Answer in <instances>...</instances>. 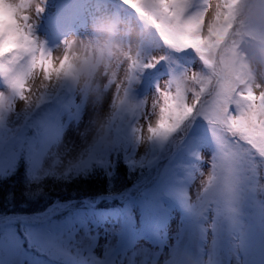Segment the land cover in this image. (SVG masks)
<instances>
[{
    "label": "rangeland",
    "instance_id": "rangeland-1",
    "mask_svg": "<svg viewBox=\"0 0 264 264\" xmlns=\"http://www.w3.org/2000/svg\"><path fill=\"white\" fill-rule=\"evenodd\" d=\"M36 3L43 11L33 12L31 24L40 51L58 59L68 46L80 51L107 41L120 53L117 75L61 77L55 89L42 80V95L13 124L12 107L29 99L34 77L43 73L37 68L28 78L25 99L0 75V178L18 164L38 186L95 170L114 176L120 159L141 173L135 194L110 197L132 201L114 222L75 223L73 215L59 214L72 203L37 214L0 213V264H264V156L233 145L231 172L209 186L224 152L202 116L166 139L147 132L162 91L177 81L195 87L193 75L207 76L200 56L162 44L123 0ZM207 3L190 0L186 15ZM30 61L23 58L19 67L26 71ZM143 191L147 201L140 205Z\"/></svg>",
    "mask_w": 264,
    "mask_h": 264
},
{
    "label": "snow or ice",
    "instance_id": "snow-or-ice-1",
    "mask_svg": "<svg viewBox=\"0 0 264 264\" xmlns=\"http://www.w3.org/2000/svg\"><path fill=\"white\" fill-rule=\"evenodd\" d=\"M144 17L165 46L195 51L203 61L207 76H192L190 86L177 81L161 92L155 126L147 132L166 139L195 115L202 116L221 144L224 155L206 182L213 185L232 169L236 153L233 145L246 146L264 156V65L250 40L264 41V6L260 0H208L203 11L186 15L190 0H123ZM43 9L36 0H0V75L25 99L27 80L39 68L45 82L53 78L79 77L80 72L95 74L101 63L105 75L114 71L120 53L109 42L80 51L68 46L62 57L45 55L32 35L33 12ZM209 13L211 15L209 16ZM207 17V19H206ZM31 56L27 70L19 62ZM153 65H146L152 67ZM136 65H130L135 70ZM2 100V96H0Z\"/></svg>",
    "mask_w": 264,
    "mask_h": 264
},
{
    "label": "trees",
    "instance_id": "trees-1",
    "mask_svg": "<svg viewBox=\"0 0 264 264\" xmlns=\"http://www.w3.org/2000/svg\"><path fill=\"white\" fill-rule=\"evenodd\" d=\"M22 165L24 164H18L13 172L0 178V213L11 214L19 208H24L25 211L32 208L33 213L37 214L72 203L64 214L59 213L58 208L57 212L60 215H73L70 219L75 223H107L123 218L132 201L120 202L110 197L135 194V184L141 173V167L135 170V167L120 159L114 176L95 170L86 177L48 181L38 186L25 176V167ZM169 194L172 198H179L175 193ZM136 199L142 205V201H147L146 191ZM104 215L107 219H104Z\"/></svg>",
    "mask_w": 264,
    "mask_h": 264
},
{
    "label": "bare ground",
    "instance_id": "bare-ground-1",
    "mask_svg": "<svg viewBox=\"0 0 264 264\" xmlns=\"http://www.w3.org/2000/svg\"><path fill=\"white\" fill-rule=\"evenodd\" d=\"M54 59V58H53ZM56 59V58H55ZM35 79V86L36 87H41L43 85L42 83V80H43V74H40V75H36L34 77ZM58 81L59 79H55L53 78L51 81H50V84H49V89H55L57 84H58ZM35 88H33L32 90V94L31 96L29 97V99H26L24 100L22 103H19V104H16L15 106L12 107L11 109V117H10V123L13 124L15 122H18L21 120V118H23L26 114V108L27 107H30L31 103L34 101V98H36L38 95H42V90L41 88H39L38 90ZM110 113L109 111L107 113H105V118L108 119L110 118ZM5 159V158H3ZM2 159V160H3ZM5 161V160H4ZM7 163V162H6ZM6 164L3 163L2 166H5ZM1 166V167H2Z\"/></svg>",
    "mask_w": 264,
    "mask_h": 264
},
{
    "label": "clouds",
    "instance_id": "clouds-1",
    "mask_svg": "<svg viewBox=\"0 0 264 264\" xmlns=\"http://www.w3.org/2000/svg\"><path fill=\"white\" fill-rule=\"evenodd\" d=\"M262 6H264V0H260ZM261 32H264V24L261 26ZM249 45L257 50L258 59L262 65H264V41L250 40ZM107 68L104 63H101L97 66L95 75L100 76L106 72ZM79 77L83 80H87L89 78V74L87 72H80Z\"/></svg>",
    "mask_w": 264,
    "mask_h": 264
}]
</instances>
